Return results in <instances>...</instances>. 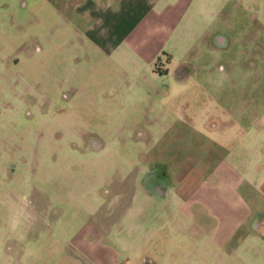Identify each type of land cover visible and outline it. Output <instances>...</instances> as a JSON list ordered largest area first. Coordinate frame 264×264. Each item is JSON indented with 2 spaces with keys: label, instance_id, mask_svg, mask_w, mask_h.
I'll use <instances>...</instances> for the list:
<instances>
[{
  "label": "rangeland",
  "instance_id": "obj_1",
  "mask_svg": "<svg viewBox=\"0 0 264 264\" xmlns=\"http://www.w3.org/2000/svg\"><path fill=\"white\" fill-rule=\"evenodd\" d=\"M242 4L151 59L68 29L73 0H0V264H264V0Z\"/></svg>",
  "mask_w": 264,
  "mask_h": 264
},
{
  "label": "crops",
  "instance_id": "obj_2",
  "mask_svg": "<svg viewBox=\"0 0 264 264\" xmlns=\"http://www.w3.org/2000/svg\"><path fill=\"white\" fill-rule=\"evenodd\" d=\"M242 3L243 0H73V24L68 29H80L82 36L103 53H111L117 46L127 44L152 59L156 47L180 24L196 26L194 19L201 22L200 26L217 21L220 14L240 11ZM71 36L63 30L58 40L65 44ZM154 181L152 178L145 181L144 190L157 196L160 186H154ZM215 216L222 219L226 215ZM238 216L244 219L249 213Z\"/></svg>",
  "mask_w": 264,
  "mask_h": 264
}]
</instances>
